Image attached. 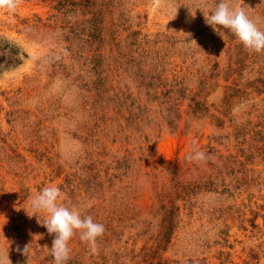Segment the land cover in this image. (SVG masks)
Listing matches in <instances>:
<instances>
[{"label": "rangeland", "instance_id": "374dc122", "mask_svg": "<svg viewBox=\"0 0 264 264\" xmlns=\"http://www.w3.org/2000/svg\"><path fill=\"white\" fill-rule=\"evenodd\" d=\"M218 2L0 13L4 264H53L44 214L27 215L50 185L105 227L96 254L77 233L67 264H264V52L205 23ZM233 3L264 18V0Z\"/></svg>", "mask_w": 264, "mask_h": 264}, {"label": "clouds", "instance_id": "9594fccd", "mask_svg": "<svg viewBox=\"0 0 264 264\" xmlns=\"http://www.w3.org/2000/svg\"><path fill=\"white\" fill-rule=\"evenodd\" d=\"M22 3L23 0H0V13H14ZM210 13H204L205 23L214 31L218 32V28L226 29L245 49L255 53L264 52V29L261 27L264 25V18L259 16L253 18L242 5L234 4L233 0H219ZM186 159L199 163L207 161L208 155L193 147ZM64 199L65 195L61 188L50 185L43 187L29 201L31 215H27L32 217L43 213L44 219L41 225L50 235L54 234L49 250L53 264H67L71 252L69 242L77 233L80 240L89 246L90 253L96 254L97 240L105 232L102 223L95 222L91 215L82 216L78 208L63 203ZM17 251H20L19 246ZM22 255L28 257V245L23 248ZM7 259L9 260L8 256ZM0 264H4L2 255H0Z\"/></svg>", "mask_w": 264, "mask_h": 264}]
</instances>
